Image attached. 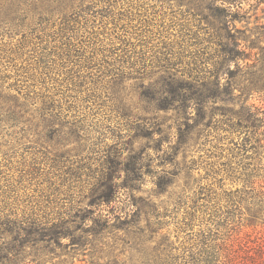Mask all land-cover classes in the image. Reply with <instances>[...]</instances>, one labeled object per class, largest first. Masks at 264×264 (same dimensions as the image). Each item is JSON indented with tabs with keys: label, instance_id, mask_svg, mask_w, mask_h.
I'll return each instance as SVG.
<instances>
[{
	"label": "rangeland",
	"instance_id": "374dc122",
	"mask_svg": "<svg viewBox=\"0 0 264 264\" xmlns=\"http://www.w3.org/2000/svg\"><path fill=\"white\" fill-rule=\"evenodd\" d=\"M38 1L55 9L101 5ZM219 3L137 0L141 18L131 25L113 31L96 21L95 32L110 34L99 35L110 50L106 63L81 72L87 78L69 97L64 84H47L60 126L36 121L23 134L26 125H0V221L12 222L0 226V264H180L204 234L244 245L238 252L248 264H264V206L239 194L250 168L234 157L244 135L228 122L247 111L239 93L264 89V0H243L237 13L217 10ZM37 18L35 29L50 35ZM119 49L130 51L132 64L114 62ZM233 56L246 65L233 81L234 100L211 98L217 84L223 91L229 83ZM12 65L1 59L0 94L8 99L30 84L16 71L24 63ZM260 94L252 91L246 104L263 108ZM185 212L190 227L182 226ZM30 221L45 231H4ZM52 230L59 235H44Z\"/></svg>",
	"mask_w": 264,
	"mask_h": 264
},
{
	"label": "trees",
	"instance_id": "16d2710c",
	"mask_svg": "<svg viewBox=\"0 0 264 264\" xmlns=\"http://www.w3.org/2000/svg\"><path fill=\"white\" fill-rule=\"evenodd\" d=\"M73 1L84 4L85 2L88 3L89 0ZM120 1H122L121 4ZM211 1L214 4L220 1V5L215 6L216 9L221 12L228 11L231 13L233 11L237 13L235 10L236 5H239L237 6V9H239L243 2V0ZM36 2L37 0H0V30H9V33H6L9 41L4 44L0 43V62L1 59H6L7 62L13 63L12 66L15 68L17 67L15 65L16 62L24 63L16 71H21V77H24L23 79L26 82H30L24 88L27 90L21 91L20 97L8 99L0 94V125L7 123L12 128L26 125L28 126L27 130L21 129L23 134L30 132L33 123L36 121L37 123L35 124L43 125L46 130H50L55 125L60 126V112H57L59 106L52 98L53 95L50 94V90H54L55 87H47V84H59L58 86L60 87L64 84L65 90L61 94L69 97V93L76 87H81L83 85L82 80L87 78L81 72L95 70L98 61L102 62L101 64L106 63L104 62L105 52L110 53V50L105 49L106 47L100 40L99 35L110 34L107 32H95L96 21L103 28H105V25H102L104 22L112 24L114 31L117 28L122 29L126 25H131L134 21H138L141 18V13H136L139 9L136 5L137 0H97L94 4L101 5L96 11H90V5H87L86 9H81V5H79L80 7L77 6L78 8H73L72 5L68 6L67 4L64 8L57 7L58 9H55L49 6L45 7L41 1ZM224 4H227V6H224ZM90 12L92 13L91 16ZM94 14L95 16H93ZM54 17L57 20H53ZM36 18L38 25L40 23H46L47 26L50 25L49 28H52L50 35L35 29L37 27L33 26L32 22ZM28 33L30 34L27 35ZM18 34H21L20 39L14 41L13 36ZM109 46H111V49L114 47L113 45ZM117 49L113 50L115 54ZM119 50H121L122 55L117 56L118 58L121 57L120 59L122 60L115 59L114 62L129 64L132 59L129 54L130 51L128 52L126 49ZM230 51L224 50L222 54L227 56ZM131 54L133 53L131 52ZM231 59L230 62L235 64V71L230 72L232 76L229 83L223 87V91L219 90V84H217V87L211 93V98L214 97L215 93L216 98L228 97L232 99L234 96L233 81L236 77L242 75V70L246 65L241 67L237 64L239 60H242L238 56H233ZM60 75L64 78L57 79ZM32 87L38 90L30 92L29 89ZM246 90L247 93H244ZM41 91L45 92L41 93ZM252 91L261 93L259 99L264 102V89L256 90L255 86L244 89L235 99L241 101L247 111L242 115H237L235 120H228V122L231 129L234 128L233 132L244 135L243 138L241 137L242 143L236 144L237 152L234 153V157L245 161L248 160L247 166L250 168L248 174L244 176L245 179H242L244 189L239 194L245 195L246 199L257 203V205L261 204L264 206V107L256 108L253 105L246 104L247 98L252 94ZM173 93L174 90H172ZM104 198L105 201H111L112 188L110 186L105 192ZM185 213L187 217L184 218L182 226L190 227L194 219L190 213ZM11 223V221L5 219L0 226H6ZM13 224L15 225L14 227L4 231H14L17 234L24 232L27 237L38 235L45 231V226L40 221H30L25 226H16L15 222ZM44 235L51 237L59 235V232L52 230V232ZM238 247L239 249L235 248L232 243L225 242L216 244L214 236L204 234L199 236L197 245L192 247L194 250L190 252V255L182 258L180 264H248L246 259L238 252L243 247L245 249L247 247L244 245ZM156 259L159 260L158 257ZM254 264L259 263L254 262Z\"/></svg>",
	"mask_w": 264,
	"mask_h": 264
}]
</instances>
